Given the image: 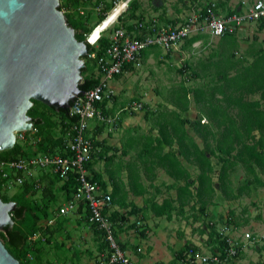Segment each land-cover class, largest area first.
<instances>
[{"label":"crops","instance_id":"crops-1","mask_svg":"<svg viewBox=\"0 0 264 264\" xmlns=\"http://www.w3.org/2000/svg\"><path fill=\"white\" fill-rule=\"evenodd\" d=\"M118 1L80 0L77 14H75L81 17L87 16L84 20L86 27L96 25L90 35L91 43L98 40V36H94V30L98 27L100 17H107L101 35H108L111 39L114 31L121 28L128 35L138 37V35L152 34L162 27H178L193 14H204L208 3L211 2L216 3L219 13L231 14L244 10L248 4L256 0H136L137 10L133 18L128 8L114 16L118 8L111 11ZM62 2L69 4L67 0ZM83 4L89 8H85ZM92 7L95 13L92 14L91 10L88 14ZM65 10L69 11L64 7L63 11ZM201 35L205 36L191 46L186 44V39L196 35L176 43L170 50L159 46L147 49L142 54L141 68L130 67L123 72L122 76L114 77L110 81L115 90V98L107 102L105 109L108 113H112L111 115L119 114L116 124L110 126L96 120L89 122L88 135L99 141L100 146L97 147V153L94 155L90 169L88 168V173L92 177L97 175L103 183V190L110 193L114 199L107 210L108 214L114 212L128 217V220L118 228L117 237L134 264H180L181 260L177 259V253L187 244H196L192 241L194 233L205 240L206 246L199 247L200 251L207 255L215 250L217 252L216 239L211 240V228L206 227L214 225L219 233L223 231L219 230L217 221L207 222V217L214 214L220 207L228 208V213L224 215L220 211L218 218L224 223L223 227L230 229V235L241 239H244L246 232L252 233L255 237L264 235L261 227L263 224L251 219L252 214L247 207L243 209L244 216L237 215L236 209L233 208L235 202L241 204L244 196L250 198L254 206L264 205V198H262L264 196V166H258L257 163H251L249 159H245L248 161L245 167V164L239 161L238 149L241 143L236 142V149L229 156L217 148L216 141L223 137L221 131L203 111V106L195 101L193 92L185 96L181 88L183 81L179 85L161 84V86L153 87L149 85L150 90L133 93L128 91L127 79H124L126 72L137 73L143 67L141 79H147V73L154 75L156 68L165 73L177 71L182 75L190 70V77L184 76L183 80L196 79L198 82L193 85L187 84V88L198 87L206 91L213 89L220 98L223 97L221 90L224 88L221 84L229 79L230 86L227 90L229 105H226L223 111L228 109L227 117L230 123L240 127L253 121L256 124L262 123L263 116L258 115L253 120L251 115L254 116L264 110V71L262 70L264 64L258 68L256 65L257 61L264 63V22L245 24L229 42L223 36L212 37L207 33ZM212 38L219 40L213 44ZM198 43L202 44L203 48H209V55L206 58L199 57L195 62L188 59L181 67L176 66L179 61H183V55L194 53V46ZM167 61L171 62L170 67L166 66ZM194 71L198 72V76H194ZM224 77L227 79L223 80ZM141 81L139 80L138 86L143 84ZM255 87L257 89L254 90ZM128 101L142 103L143 108L140 111H126L123 103ZM220 117H223L221 112ZM182 119L193 122L201 119V123H212L214 136H210L204 127L198 131L188 122L183 126ZM217 120L220 118L215 119V123ZM179 126H182L181 136L184 137L181 141L182 147L173 133V128H179ZM254 134L257 141L260 138L259 130L254 131ZM240 138L249 145L254 143L253 140H249V133L243 128L240 130ZM169 140L174 143L168 144ZM192 143H197V151L190 149ZM180 148H184L182 152ZM231 165L232 167L227 171ZM170 166L174 167L179 178L173 177L168 172ZM207 166L211 167V170H208V175L212 179L210 181L206 180V173L203 174ZM51 170L50 168L38 169L34 178H42L41 184L46 185L49 178L45 176H49ZM51 179L54 180V177ZM187 182H194L191 198L183 188ZM63 185L64 181L61 180L55 183L54 187V190L58 192L60 204L57 207L59 208L70 199L66 188H62ZM200 186L202 191L199 192ZM70 194H73V190ZM81 205L76 212L68 215H60L57 207L50 208L49 213L53 211L51 215L54 214V216L45 218L42 225L47 227L53 224L57 228L55 236L63 234L59 239L68 247L78 245V242L84 244L86 248L80 263L97 264L99 255L106 253L107 248L101 243L102 237L99 236L95 227L86 221L87 212L84 205ZM169 206L172 207L171 216L168 213L160 215L161 211ZM179 207L184 208L179 209ZM196 214L199 217L195 222ZM255 218L263 222L261 213H258ZM165 219L169 225H162L167 229L162 233V237L155 236L145 246L143 241L148 236L150 227H160L161 221ZM182 220H185L188 226L182 224ZM174 223L177 225L175 226ZM242 225H248L252 231L246 230L242 234L240 232ZM188 227L191 228L190 235ZM40 236L39 233L33 236V239ZM138 238L142 239L140 243H137ZM154 240L157 241L156 246ZM164 241L175 244L172 253ZM196 246L199 245L196 244ZM147 248L149 257L145 256ZM237 258L238 260L231 259L227 264H264V238L255 244H247ZM47 264L52 263L47 262Z\"/></svg>","mask_w":264,"mask_h":264},{"label":"trees","instance_id":"trees-1","mask_svg":"<svg viewBox=\"0 0 264 264\" xmlns=\"http://www.w3.org/2000/svg\"><path fill=\"white\" fill-rule=\"evenodd\" d=\"M135 1L136 0H131L128 5V9L132 18L135 16V12L137 10L135 8L136 5ZM60 2H61L60 8L62 10H64V7H66L69 10V11L65 10V16L69 25L75 28L76 37L79 40H85L86 34L91 33L96 25L92 27H86L84 22L85 18L76 15L77 8L80 4V0H67L69 4L66 3L63 4L62 0H60ZM120 11L121 10H119V12ZM116 14H117V10L114 12V15ZM106 20H107L106 16L100 17V20L98 21L97 24L99 25L101 22L103 23L94 30V36H98L97 38H99L102 31L104 30ZM235 34H226L223 37L229 42L231 41L232 37ZM143 36L145 35H138L139 38H143ZM204 36L205 35L199 34L189 39H186V44L188 46H191L194 42H196L198 39ZM110 44H111V39L108 35L105 34L100 36L97 45L88 44V52L89 53L96 52V58L94 59L88 58L87 55L84 57L85 66L82 69L83 80L80 84L81 91H85L89 88H92L95 84L99 82L101 78V74L99 72L98 74H96L94 70L95 68L99 69L98 61L101 57L105 56L106 50L110 46ZM147 49H145L143 53ZM261 64L264 63H262L261 61H257L256 62L257 68ZM134 66L135 65H133L132 63L126 64L123 67L122 71L116 74L114 77L122 76L124 71ZM262 70L264 71V67L262 68ZM193 73L195 77L198 76V72L196 73L194 71ZM225 79H227V77H224L223 80ZM263 80H264V76H263ZM221 85L222 87H224L221 90L223 96L222 98L217 97L218 93H216L215 90L213 89H209L208 91H206L203 88L198 89V87L187 88V84L185 80H183V82L181 83V88H183L185 96H188L189 92H193V98L195 99V101L199 102L201 106H203V111L208 114L211 122L215 124V126L219 128V130L221 131L223 137L220 140L216 141L217 148L223 151L225 155L229 156L236 149L237 146L236 142H238L239 144L241 143V146L238 149V155L240 157L239 161L245 164V167L248 164V161H246L245 159H249V162L251 163L253 162L257 163L258 166H264V121L262 120V123L259 124H256L255 121H253L250 124L243 125V127L237 126L235 125V123L232 122L230 123V120L227 117L228 109L223 111V108L226 105H229V93L227 92L228 87L230 86L229 79H227L226 82L222 83ZM257 87H255L254 90L257 89ZM113 98H115V95L113 96ZM263 98H264V91H263ZM107 102L108 100H105L104 102H102L101 106L105 107ZM39 104L43 105L44 108L39 109L38 108ZM219 111L223 116L222 118L220 117ZM106 113L108 114V110H106ZM28 115L31 116L34 126L38 130L36 133L32 134L33 137L35 136L36 141L34 143L31 142V144L29 143L30 146H35V149L32 152H27L26 150H24L22 144L19 143V141L21 140L18 139L17 137V142L12 149L0 150V161L19 159L22 157H32L34 155H37L38 153H48V152L67 155L68 153H66L64 149L66 145V138H65L66 131L76 121V117L70 114L69 109L68 110L61 109L60 111H56L54 107L48 106L42 103L41 101L34 100V105L29 109ZM258 115L264 117V110L262 112L256 113L254 116L251 115V118L254 120ZM55 116L58 117V120L55 119ZM214 117L215 119L220 118V120H217L215 123L214 121L215 119H213ZM182 122H183V126H185V124L188 122V124L192 128L198 131H201L202 127H204L205 130L207 129L208 133H210V136H214L212 123L210 122L201 123V119L194 122L191 120L189 121V119H182ZM57 126L60 127V132H58V134L54 132L55 127ZM241 128L245 129L249 133V140H253L254 141L253 144L249 145L245 140L240 138ZM256 130H259L260 132V138L257 141H255L256 135L254 134V131ZM173 133L176 136L179 145L182 147L183 145L181 144V141L184 138L181 136L182 126H179V128L174 127ZM28 136H30V133L27 134V139L25 140H29ZM91 139L93 140L94 148L91 154L92 155L91 159L87 163V168L89 169H90V165L92 164V161L94 160V155H96L97 153V147L100 146L99 141H96V139L92 137ZM207 139L208 136L206 140ZM167 143L173 144L174 142L172 140H169L167 141ZM207 144H209V142H207ZM183 149L184 148H180V151L182 152ZM190 149L193 151H197L198 150L197 143H192ZM175 162L177 163L176 160ZM231 167L232 165L229 166L227 171H229ZM208 170H211L210 166H207L203 174L206 173V180L210 181L212 179L208 175L209 172ZM168 172L173 177L179 178V175L175 172L174 167L170 166ZM45 177L49 178L48 184L42 185L41 184L42 178L39 179L32 178L30 180H26L23 185L18 186L17 190L12 195H9L6 189L9 185V182L12 179V176L4 177L3 173L0 172V197L5 202H9V201L16 202V206L11 212L12 217L14 219V225L12 228L7 227L6 231H0V238L3 240L9 251L17 259L20 260L21 264H45V263L47 264V262H44V256L46 254H50L51 250L53 249L52 241L53 238L55 237V234L57 233V228L54 227L53 224H50L46 227L45 225H42V221L45 218H48L49 210L52 207V204L55 203L58 199V192L54 190V187H55V183H57L58 181L60 182L61 179L52 170L50 172V175ZM51 177H54V180H52ZM90 177L93 180L98 181L101 184V186H103L102 181L99 179L97 175L93 177L90 175ZM201 179H203V177H201ZM38 183L40 184L39 187L37 186ZM193 184L194 182L192 183L187 182L183 187L184 190L187 192L186 194H188L190 198L192 197V192H194L192 190ZM75 186H76V182L74 181V179H71L69 181H65L62 188H66V193H68V196L70 195L71 198L73 194L71 195L70 193L72 190L74 193ZM198 188H199V192L202 191V186ZM38 192H40L41 194L39 200L33 198V196H35ZM186 201H188V199ZM186 201L183 200V202ZM113 202L114 199L112 197V203ZM171 208H172L171 206L165 207L164 211H161L160 215L168 213L169 216H171L172 214ZM182 208L184 207H179V209ZM85 209L87 212L86 221L88 222L89 211L86 207ZM108 209L109 208L105 209L104 211L107 214H108L107 212ZM135 211L137 212V208H135ZM194 216H195L194 220L196 222L199 215L196 214ZM110 218L115 224L116 235L118 236V232H117L118 228L121 226L122 223L128 220V217L125 215L120 216L119 213L110 212ZM91 226L95 227V229L98 231L99 236L102 237L101 243L107 248V243L103 238V233L99 231L96 228V226L94 225ZM206 228L208 229L211 228L210 230V234H212L211 240L213 241L216 239V245H218L216 247L217 251L223 252L224 247L226 246V241L224 239L223 231H220L219 233V231L217 230V228H215L214 225L207 226ZM39 233L41 234V236L37 239H33V236H36ZM190 248L198 249L199 247H197L195 244H189V245L187 244L184 249L178 251L177 259L182 260V258L184 257V253ZM241 252L238 254L237 257L241 255ZM213 253H216V250ZM220 264H224V262ZM252 264H256V263H252Z\"/></svg>","mask_w":264,"mask_h":264},{"label":"built area","instance_id":"built-area-1","mask_svg":"<svg viewBox=\"0 0 264 264\" xmlns=\"http://www.w3.org/2000/svg\"><path fill=\"white\" fill-rule=\"evenodd\" d=\"M124 1L126 8L123 11H125L131 0L116 2L111 12ZM216 6L214 2L208 3L204 14H193L184 24L175 28L162 27L154 33L146 35L145 38L128 35L121 28L116 29L105 56L98 61V72L101 74L99 82L92 88L81 92L69 109L70 114L76 117V121L66 131L65 135L66 145L64 149L68 154L48 152L39 153L32 157L0 161V172L3 173V176H12L8 187L14 184L23 185L26 180L34 178L38 169L50 168L64 182L74 179L76 182L74 193L58 211L60 215H68L76 212L81 204L88 209L89 224L96 226L103 233V238L107 243L106 253L99 255L97 264L134 263L122 248L110 215L104 212L112 204L111 194L105 192L101 184L93 180L88 173L87 163L91 159L94 148L93 140L88 135L89 122L96 120L110 126L116 124L119 114H107L105 107H102L101 104L105 100H112L115 90L110 81L122 71L126 64L132 63L136 67L142 65V53L145 49L159 46L165 50H170L176 43L193 35L207 33L212 37H222L226 34L236 33L247 23L264 21V0H256L248 4L244 10L231 14L219 13ZM86 39L91 45H97L98 40L95 43L90 42V34H86ZM88 58H96V52H91ZM142 108V103L133 102L124 109L133 112ZM37 131L33 124L31 129L19 132L17 137L24 141L27 139L28 133L33 134ZM37 186L39 187L40 184L38 183ZM223 233L226 241L223 252L217 251L207 255L199 249L190 248L184 253L181 264L226 263L237 257L247 244H255L264 238V235L255 237L250 232L245 233L244 239L232 236L225 231Z\"/></svg>","mask_w":264,"mask_h":264},{"label":"water","instance_id":"water-1","mask_svg":"<svg viewBox=\"0 0 264 264\" xmlns=\"http://www.w3.org/2000/svg\"><path fill=\"white\" fill-rule=\"evenodd\" d=\"M88 41L79 40L60 0H0V150L34 124V100L70 109L83 91ZM16 202L0 197V231L12 228ZM0 264H21L0 238Z\"/></svg>","mask_w":264,"mask_h":264},{"label":"rangeland","instance_id":"rangeland-1","mask_svg":"<svg viewBox=\"0 0 264 264\" xmlns=\"http://www.w3.org/2000/svg\"><path fill=\"white\" fill-rule=\"evenodd\" d=\"M84 6H86V5H84ZM111 6H112V4L109 6V8ZM85 8L88 9L89 7L86 6ZM92 8L93 9L90 8V10L88 11V14H90L91 12H92V14L95 13L94 7H92ZM118 12H119V10L117 9V13ZM84 18L86 20L87 16H84ZM101 23L99 24V26L101 25ZM218 40L219 39H217V38H212V43L215 44ZM201 45L202 44L198 43L197 45L194 46L195 51H194L193 54L186 53L185 55H183L184 56L183 61H179L176 64V66L181 67L184 63H186V61L188 59H190V60L195 62V61H198L199 57L206 58L209 55V48H203V47H201ZM174 62H176V60H174ZM170 64H171V62L167 61L166 66L170 67ZM143 70H144V67L140 71H138L137 73H128V72L125 73L124 79L125 78L127 79V86L129 87V90H128L129 92H133V93L144 92L147 89L150 90V86L151 87H153V86H161V84H165L167 86H170V84L179 85V83L181 81H183V77L184 76L185 77L186 76L190 77V70H187L185 72V75H182V74L178 73L177 71L165 73V72H162V71H158V69L156 68V69H154V75L150 74V73H147V79H141ZM94 71L97 74L98 73V68H95ZM145 72H147V71H145ZM139 80H142L141 83H143V84L138 86ZM197 82L198 81L196 79H192V80H187L186 84L193 85V84H196ZM115 83L118 84L117 82H115ZM131 86H132V88H131ZM123 104H124V106H129L130 105L129 101L127 103H123ZM38 108L39 109H43L44 107H43V105L39 104ZM193 113L195 114L194 111H193ZM55 119L58 120V117L55 116ZM54 132L58 134V132H60V127L59 126L55 127V131ZM28 138H29V140H24V141L22 139H20L21 141H19V143L22 144L24 150H26L27 152H32L35 149V146H30V144H31V142L34 143L36 141L35 140V136L33 137L32 133H30V136H28ZM18 186H20V185L14 184L11 187H7L6 191L8 192L9 195H12L17 190ZM40 196H41V194H40V192H38L35 196H33V198H36V199L39 200ZM262 198H264V196ZM257 200L259 201V199H257ZM59 204L60 203H59V198H58L57 201L52 204L51 208H53V207L56 208ZM246 207L251 211V214H252L251 219L263 224V226H261V227H262V230H264V205L263 204L262 205H258V206L252 205L251 199L246 197V196L243 197V200L241 201V204H239L237 202H235L233 204V208L236 209L237 215H241V216H244L243 209H245ZM220 211H222L221 213H223L225 215V214L228 213V208L227 207H225V208L224 207L217 208V210L215 211L214 214L209 215V217H207V222H210L211 220H213L214 222L217 221L218 226H220L219 230L222 229L226 233H229L230 229H226L225 227H223L224 223L220 222V219L218 218L219 214H220L219 213ZM52 212L53 211H51L49 213V217L50 216L51 217L54 216V214L51 215ZM258 213L262 214L263 222H260L261 220H257L255 218ZM205 220H206V218H205ZM185 222H186L185 220H182V224H185V226H188V225H186ZM165 224L169 225V223L166 221V219L161 221L160 227H155V228L154 227H150L151 230H150L148 236L144 238V241H143L144 245L146 243H148L149 240L154 239L155 236L159 237V235H160L162 237V233L167 230V229L164 228V226L162 227V225H165ZM174 224H175V226L177 225L176 223H174ZM170 228H171V226L168 228L167 232H169ZM188 228H189V235H190L191 234V228L190 227H188ZM246 230L252 231V229L250 227H248V225L247 226L246 225H242V228H241L240 232L242 234H244V231H246ZM194 234H192V237H193L192 241H195L193 243L198 244L199 245L198 247H200V248H202L203 246H206V244L204 242L205 240H202L199 235H194ZM62 235L63 234H60L59 236L56 235L53 238V241H52L53 242V244H52L53 245V249L51 250L50 254H46L44 256V262H50V263H54V264H69V263H71V264H77V263L82 264V262L80 263V261L82 260V253H83V251H85V248H86L84 246V244H81V243L78 242V245H74L72 247H68V246H66V244H63L62 241L59 239V237L60 236L62 237ZM58 239H59V241L57 242ZM141 240H142L141 238H138L137 243H140ZM135 242H136V240H135ZM154 242H155V246H156L157 241L154 240ZM164 244L167 247L170 248L171 253H172L173 248H175V244H173V243L169 244V242H167V241H164ZM74 252H76V255H74ZM86 255L88 256V254H86ZM145 256L149 257V249L148 248H147V253L145 254ZM256 256H258V255H256ZM233 259H235L234 261L238 260V258H233ZM229 262H226L224 264H227Z\"/></svg>","mask_w":264,"mask_h":264},{"label":"bare ground","instance_id":"bare-ground-1","mask_svg":"<svg viewBox=\"0 0 264 264\" xmlns=\"http://www.w3.org/2000/svg\"><path fill=\"white\" fill-rule=\"evenodd\" d=\"M118 8L119 10L123 11L126 8V3L121 2L118 6L115 7V9Z\"/></svg>","mask_w":264,"mask_h":264},{"label":"clouds","instance_id":"clouds-1","mask_svg":"<svg viewBox=\"0 0 264 264\" xmlns=\"http://www.w3.org/2000/svg\"><path fill=\"white\" fill-rule=\"evenodd\" d=\"M92 32H93V31H92ZM92 32H91V33H89V34H90V35H92ZM102 32H103V31H102ZM100 36H101V35H100ZM100 36H99V38H100ZM99 38H98V39H99ZM87 41H88V40H87ZM88 43H89V42H88ZM89 44H90V43H89Z\"/></svg>","mask_w":264,"mask_h":264}]
</instances>
